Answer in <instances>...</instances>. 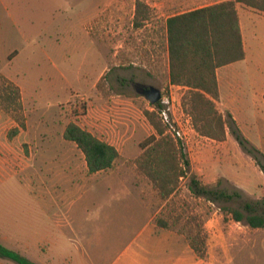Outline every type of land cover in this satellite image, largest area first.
I'll return each mask as SVG.
<instances>
[{
    "label": "rangeland",
    "instance_id": "374dc122",
    "mask_svg": "<svg viewBox=\"0 0 264 264\" xmlns=\"http://www.w3.org/2000/svg\"><path fill=\"white\" fill-rule=\"evenodd\" d=\"M141 1L165 2V15L202 5ZM134 4L0 0V86L4 77L19 87L25 120V128L9 139L19 112L0 107V243L36 264H109L144 221L126 186L144 202L154 223L178 215L203 220L208 255L202 264H264V228L236 222L219 208L264 199V172L258 164L264 168L263 17L252 16L260 40L243 68V81L249 79L250 86L230 92L222 80L216 106L231 124L225 140L202 136L192 125L187 130L192 142L179 144L190 170L162 199L136 169L139 144L154 133L143 115L144 109H154L136 85L171 93L189 115L182 103L186 88L168 83L163 17L150 8L149 19L135 28ZM69 122L117 148L119 157L110 168L100 175L88 172L83 153L63 137ZM111 172L115 177L106 176ZM192 177L232 197L215 203L198 197L188 187ZM0 264L17 263L0 258Z\"/></svg>",
    "mask_w": 264,
    "mask_h": 264
},
{
    "label": "trees",
    "instance_id": "16d2710c",
    "mask_svg": "<svg viewBox=\"0 0 264 264\" xmlns=\"http://www.w3.org/2000/svg\"><path fill=\"white\" fill-rule=\"evenodd\" d=\"M237 3L264 13V0H224L170 15L164 24L169 64L168 81L170 84L186 87L182 103L191 116L195 130L216 141L225 140L226 130L231 127L226 116L216 106L219 98L216 69L242 60L245 56ZM149 17L148 4L135 0L133 26L142 27ZM156 105L157 103L151 104ZM0 107L8 112H19L22 107L19 87L4 77L1 78ZM143 115L154 133L140 142L142 151L136 159V169L151 183L162 199H167L177 188L180 178L190 170V159L182 147L165 132V127L154 110L144 109ZM15 120L17 125L7 132L9 139L25 128L22 113L16 114ZM231 131L241 147L253 155L237 130ZM63 137L74 142L80 149L90 173L110 168L119 157V151L114 145L75 122H69L65 126ZM258 164L264 172L263 166ZM188 187L194 195L205 197L212 203L232 197L223 190L201 185L193 177L190 178ZM260 205L263 206L262 213L257 210ZM219 208L223 213L230 214L231 219L236 222L251 228H264V199L254 203L245 202L240 208L227 205H220ZM155 225L182 235L193 253L199 259H206L208 233L202 219H198L196 215H178L172 220L158 217ZM0 258L10 259L17 264H36L1 243Z\"/></svg>",
    "mask_w": 264,
    "mask_h": 264
},
{
    "label": "crops",
    "instance_id": "0c3cea01",
    "mask_svg": "<svg viewBox=\"0 0 264 264\" xmlns=\"http://www.w3.org/2000/svg\"><path fill=\"white\" fill-rule=\"evenodd\" d=\"M173 1V0H170ZM191 1L193 3L202 4L199 7L207 6L224 0H184ZM150 8H155V13L158 16H162L163 32L165 34L164 24L168 16L181 13L176 12L170 15H165V2L161 4L153 3L148 4ZM195 7V8H199ZM195 8H190L192 10ZM185 10V11H188ZM236 10L238 13L240 31L242 35V42L244 48V59L238 60L229 64L222 65L216 69V77L218 82L219 93L222 89V80L227 81V86L230 92H236L238 88L243 86H250L251 81L248 79V83L243 81V68L251 60L253 56V46L255 41H259L260 37L256 34V25L253 23V15L263 17L264 13L259 12L253 8L246 7L240 3L236 4ZM134 15V13H133ZM264 22V21H263ZM165 61H166V73L169 72L168 53H167V41L165 37ZM254 53V52H253ZM169 83V81H168ZM253 85V84H252ZM174 86V85H172ZM178 86V85H177ZM186 88V87H185ZM264 92V82L262 83L261 93ZM193 135L190 136V142H192ZM189 142V143H190ZM188 143V144H189ZM192 145V144H191ZM100 172H96L94 175H100ZM113 172L106 174L108 177H115ZM127 195H131L134 202L137 204L138 215L144 216L143 223L141 224L138 232L134 235L124 247H122L114 259L109 264H202V260L199 259L189 247L186 239L169 229L156 227L152 221V215L149 209L146 207L143 201L138 195L125 186ZM186 241L187 245L183 241ZM183 242L182 248L177 250V243ZM72 264L73 261H72ZM207 264V263H203ZM210 264V263H209ZM216 264V263H214Z\"/></svg>",
    "mask_w": 264,
    "mask_h": 264
},
{
    "label": "built area",
    "instance_id": "2783aa9c",
    "mask_svg": "<svg viewBox=\"0 0 264 264\" xmlns=\"http://www.w3.org/2000/svg\"><path fill=\"white\" fill-rule=\"evenodd\" d=\"M156 106L152 108L157 112L165 132L169 133L182 147L190 142V136L187 132L192 129L191 116L185 114L173 95L161 94ZM189 127V128H188Z\"/></svg>",
    "mask_w": 264,
    "mask_h": 264
},
{
    "label": "water",
    "instance_id": "95a60500",
    "mask_svg": "<svg viewBox=\"0 0 264 264\" xmlns=\"http://www.w3.org/2000/svg\"><path fill=\"white\" fill-rule=\"evenodd\" d=\"M136 91L148 99L151 104H155L161 96L160 89L152 85L146 86L137 84Z\"/></svg>",
    "mask_w": 264,
    "mask_h": 264
}]
</instances>
